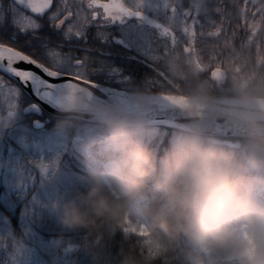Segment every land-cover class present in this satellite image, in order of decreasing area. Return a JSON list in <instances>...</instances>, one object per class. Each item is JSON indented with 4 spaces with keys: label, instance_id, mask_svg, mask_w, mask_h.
Returning a JSON list of instances; mask_svg holds the SVG:
<instances>
[{
    "label": "clouds",
    "instance_id": "obj_1",
    "mask_svg": "<svg viewBox=\"0 0 264 264\" xmlns=\"http://www.w3.org/2000/svg\"><path fill=\"white\" fill-rule=\"evenodd\" d=\"M162 70L171 89L111 98L82 82L63 90L57 127L77 134L90 183L55 202L61 223L110 235L141 229L118 264H264V70L225 66L215 79L228 81L222 94L178 49L162 57ZM162 96L179 98L184 119L158 155L163 133L152 110ZM222 128L235 148L219 138Z\"/></svg>",
    "mask_w": 264,
    "mask_h": 264
},
{
    "label": "snow or ice",
    "instance_id": "obj_2",
    "mask_svg": "<svg viewBox=\"0 0 264 264\" xmlns=\"http://www.w3.org/2000/svg\"><path fill=\"white\" fill-rule=\"evenodd\" d=\"M142 2L143 0H137V7L134 8L126 6L122 0H87V9H91L89 13L83 6V0H74L73 3H69V0H59L55 4L54 0H0V70L18 78L19 84L24 89L30 87L37 96L49 99L53 103H58L63 90L74 86L75 83H86L94 88L95 81L88 75V57L85 55L78 58L70 52L57 49L63 48L68 41L76 43L78 38L85 36L90 24L100 20L101 15L103 24L121 21L131 16L144 17V13L139 8ZM158 2L166 10V22L149 20L148 23L155 25L164 38L160 57L165 56L169 51L177 50L183 44V53L189 58L194 69L199 72L205 71L209 65L203 63L194 46L197 39L196 25L201 28L199 33L201 38L219 39L223 33L226 37L225 47H231V38H227V29L216 24V21L212 19L213 16H219L223 23L224 16L227 14V6L224 5L223 0H191L187 6L183 0H158ZM232 2L235 4L236 0ZM96 7L102 8L103 13L98 14ZM29 12L31 14H28ZM32 14L42 19L34 18ZM239 17L250 33L247 35V43L256 45L255 64H249L246 61L244 67L246 69L264 68V47L261 46L264 42V0H251L250 4L249 0H244V7L239 9ZM201 20L213 30L205 32L203 30L205 24L201 23ZM64 25L67 27H63ZM177 29L181 31L182 37L186 38V42L177 35ZM27 50H32L33 54H26ZM213 50H216V46ZM34 56L40 58L37 59ZM209 59L215 63L211 69V78L216 79L222 72L221 62L217 56ZM239 59L241 54L233 49L229 57L224 58L223 63L229 66ZM16 62L33 65L39 72L31 68L16 67L14 66ZM235 69L240 70L241 65L237 64ZM158 75L161 78L159 86L163 87V82H167L166 74L160 72ZM6 86L8 91L4 94L3 89ZM0 95L8 101L7 115L0 116V122H4L15 115L21 88L6 85L3 77H0ZM178 99V97L162 96L158 103L175 107ZM56 163L55 159L47 162L41 159L37 160L34 166L41 174H47L49 170H55ZM122 231H132L137 236L144 235L141 229L124 228ZM19 248V243L12 238L13 251L10 252V256L13 260Z\"/></svg>",
    "mask_w": 264,
    "mask_h": 264
},
{
    "label": "trees",
    "instance_id": "obj_3",
    "mask_svg": "<svg viewBox=\"0 0 264 264\" xmlns=\"http://www.w3.org/2000/svg\"><path fill=\"white\" fill-rule=\"evenodd\" d=\"M183 2L187 6L191 0H183ZM223 3L227 6V14L224 16L223 23L219 16H213L212 19L216 21V24L227 29V38H231V47H225L226 37L223 33L219 39L215 37L201 38L199 36L201 28L199 25L195 26L197 39L194 46L197 49V55L202 58L203 63L209 65L203 74L212 79L213 91L217 94L227 93L230 89L227 80L217 85L216 80L211 78L210 72L215 63L210 61V57L217 56L221 62V68H225L226 65L223 60L229 57V53L234 49L235 52L241 54V59L233 61L232 65H229L230 68H235L237 64H240V70L247 71L251 69L244 67L245 62L253 65L256 62V45L255 43L251 45L247 43V35L250 33L239 17V9L244 7V0H236L235 4L232 0H223ZM250 3L251 0H249ZM154 11L151 13L154 14ZM160 18L166 22V15ZM200 22L205 24L203 29L205 32L213 30L205 21L201 20ZM115 28L112 30L113 36L121 33L120 28L117 26ZM89 31L95 33V26H91ZM108 31L111 32V30ZM176 31L177 35L182 37L181 31L179 29ZM233 31H235V36H233ZM136 32L137 34L133 33L127 36L124 44L113 43L109 40L102 41L96 38L92 44H87L95 47L94 54L79 46H73L68 52L78 58L85 55L88 57L89 78L98 83L129 91L136 88L150 91L171 89L172 85L167 84V82H163V87L159 86L161 78L158 73L163 71L162 57L159 54L162 51L164 38L153 28L148 33L136 28ZM183 39L186 42V38ZM74 44H84V41H77ZM214 46H216L215 51L213 50ZM261 46L264 47V42ZM178 50L183 52V44ZM260 70H264V68ZM20 100L21 106H24L31 99L22 92ZM46 115L51 118V122L47 125L48 129H58V118H53L49 114ZM28 119L30 120V118L23 120L26 126H30ZM156 125L163 133L155 144L157 154L160 155L166 147L168 136L173 129L167 128L164 124ZM66 136L68 147L62 158L57 183L53 185L62 199H67L77 192L85 191L90 183V176L86 171L81 155L76 149L77 134H66ZM149 191L151 194L159 195L152 189L151 182H149ZM28 198L29 196H27ZM26 201L15 204V210L4 208L3 212L10 218L14 238L36 248L39 259L44 264H118L120 249H126L129 244L135 243L140 238L135 234L126 239L121 230H116L110 235L105 228L92 232L83 228H69L61 223L59 213H51L45 210L43 206L30 210L24 217L21 214L20 204L26 203ZM27 230H30V234L39 233L44 240L52 239L70 244L73 246V250L64 262L65 259L59 258L57 254L53 255L51 250L45 247L46 244L37 241L36 238L29 240ZM4 254H6L5 251L1 250L0 257H4ZM157 264H164L163 259L158 260ZM173 264H178V262L173 261Z\"/></svg>",
    "mask_w": 264,
    "mask_h": 264
},
{
    "label": "rangeland",
    "instance_id": "obj_4",
    "mask_svg": "<svg viewBox=\"0 0 264 264\" xmlns=\"http://www.w3.org/2000/svg\"><path fill=\"white\" fill-rule=\"evenodd\" d=\"M0 77H2L0 75ZM6 85H12L3 78ZM7 86L3 89L7 94ZM18 107L15 115L9 122H0V253L4 250L0 264H44L39 259L37 249L26 244L23 241H17L20 248L15 252V259L10 256L11 243L13 236L11 223L9 218L4 214L2 207L7 210H15V203L20 204L22 216H26L30 210L43 206L45 210L58 214L55 202L61 200L62 197L50 182L57 173L65 151L66 143L59 136L58 132L49 130H41L36 138L37 133L30 134V128L23 122L25 116L22 114L21 100L17 101ZM0 116H6L8 111V101L3 95H0ZM45 162L56 160V168L54 171L49 170L47 174H41L39 169L34 166L37 160ZM50 179V180H47ZM10 203L11 204L10 206ZM18 206V205H17ZM29 240L36 238L42 242L45 247L51 250L53 255L57 254L59 258H68L73 249L72 245L52 239L44 240L39 233H29ZM7 246V248L5 247Z\"/></svg>",
    "mask_w": 264,
    "mask_h": 264
},
{
    "label": "water",
    "instance_id": "obj_5",
    "mask_svg": "<svg viewBox=\"0 0 264 264\" xmlns=\"http://www.w3.org/2000/svg\"><path fill=\"white\" fill-rule=\"evenodd\" d=\"M142 19L146 23H148L149 20H152L146 14H144V17H142ZM148 24H150V23H148ZM151 25H153V24H151ZM5 63H6V61H5ZM14 66L21 67V68H31L32 70L39 72V70L36 69L35 66L25 64L24 62H16V64H14ZM0 71L7 74L6 72H4L2 70H0ZM7 75H9V74H7ZM12 78H14L15 80H17L19 82L18 78H15V77H12ZM24 90L35 100L34 103L29 104L24 108V112L26 114L38 113V112H40L41 108L43 107L46 110H48L50 113H52L56 116L60 115L59 112L57 111L56 103H53L49 99H46L42 96H37L36 93L31 90L30 87L28 89H24ZM93 90L95 91V93L97 95L105 97V98H111L114 95H127L128 93H130L127 91H121V90L113 89V88H110V87H107L104 85H100L97 83H95V87L93 88ZM152 118H153V121L155 123H160V122L165 123L166 126L171 127V128H174L178 123H180L184 119L173 106H170L167 104H162V103H156L153 106ZM222 124H223L222 121L218 122L217 127H221ZM42 125H43V123L40 120L34 121V126L41 127ZM219 136L232 137V133L229 129L222 128L221 132L219 133ZM223 142H224V144H229L230 146L236 147L235 142H231L229 140H226Z\"/></svg>",
    "mask_w": 264,
    "mask_h": 264
},
{
    "label": "flooded vegetation",
    "instance_id": "obj_6",
    "mask_svg": "<svg viewBox=\"0 0 264 264\" xmlns=\"http://www.w3.org/2000/svg\"><path fill=\"white\" fill-rule=\"evenodd\" d=\"M58 2H59V0H54V4L58 3ZM73 2H74V0H69V3H73ZM83 6H84L85 9H87V0H83ZM97 9H100V10H96L98 12V14L99 13H103V9L102 8H97ZM72 10L75 12V8H73ZM28 14H31V13L29 12ZM32 15H34V18L42 19V17H35V14H32ZM123 20L118 21V22L122 24ZM69 22H71V21H69ZM63 27H67V25H64ZM107 27L111 28V30H115L116 29L114 23H107ZM94 34L95 33L89 31V26H88L87 29H86V32H85V36L80 37L77 40L78 42H83L84 41V44H73L71 41H68V42H66L64 44L63 48L57 49V50L68 52L69 50H71V48L73 46H79L80 48L85 49V50L89 51L90 53L94 54L93 51H95V47L92 46V45H87V44H89V43L92 44V42L95 41L96 38H98V39H100L102 41L109 40L110 42H113V43H120V38H121L120 34L115 36V37L109 38V39H106L104 37H97ZM20 50H24V49H20ZM26 54H30V55L33 54L32 50H27ZM34 58L39 59L40 57L39 56H34Z\"/></svg>",
    "mask_w": 264,
    "mask_h": 264
}]
</instances>
